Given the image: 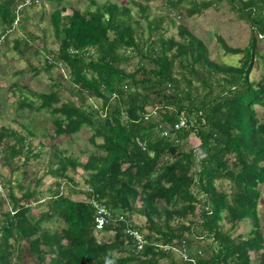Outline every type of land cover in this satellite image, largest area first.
<instances>
[{"label":"trees","instance_id":"trees-1","mask_svg":"<svg viewBox=\"0 0 264 264\" xmlns=\"http://www.w3.org/2000/svg\"><path fill=\"white\" fill-rule=\"evenodd\" d=\"M226 1L251 26L239 66L211 60L202 39L181 23L175 25L177 36L157 33L166 20L175 22L166 15L149 18L148 0L131 2L137 18L127 5L111 1L64 16V6L51 12L56 58L80 90L100 98L95 109L71 100L52 107L58 114L52 118L54 134L72 135L86 125L91 139L102 141L82 165L81 200L58 188L77 186L67 173L75 170L76 159L52 151L48 173L58 179L57 188L36 218L28 202L39 200L35 190L18 183L23 192L17 196L0 172V199L7 196L12 203L0 219V264H30L22 261L24 254L34 256V264H45L46 258L50 264H264L257 209L258 185L264 183V121L254 109L264 107V77L248 78L257 37L264 36V0ZM17 2L0 0V25L12 26ZM165 2L176 16L191 17L216 0ZM217 39L227 53L239 52ZM136 58L135 66L127 67ZM39 97L44 104L59 102L55 89ZM182 115L190 128L174 127ZM192 133L196 145L189 141ZM25 141L12 128L0 129L1 167L24 153ZM224 179L226 191L216 185ZM93 199L111 211L100 230ZM134 212L145 217L144 224L131 219ZM118 214L128 223L118 221ZM52 219L64 225L55 230L42 225ZM245 219L252 223L246 237L223 229L222 221L234 226ZM127 227L142 234L141 249ZM165 257L169 260L162 263Z\"/></svg>","mask_w":264,"mask_h":264},{"label":"rangeland","instance_id":"rangeland-1","mask_svg":"<svg viewBox=\"0 0 264 264\" xmlns=\"http://www.w3.org/2000/svg\"><path fill=\"white\" fill-rule=\"evenodd\" d=\"M105 1L127 5L131 8L134 17H138L137 8L131 3L134 0H19L16 3L17 13L12 26L9 28L6 25H0L2 34L0 36V129L5 126L25 136L23 152L28 154V157H25L24 153L16 155L11 160V165L1 167L0 172L7 190L12 188L17 196L23 192L22 188L35 190L39 200L37 202L34 199L28 200L31 205V213L35 218L47 208L45 201L51 194V190L57 188L56 181L58 179L48 173L52 151L55 149L53 151L55 153L63 152L76 159L75 170L69 168L67 173L77 183V186L74 188L67 184H61L58 188L71 199L81 200L85 198L81 194V188L85 185L83 178L86 174L82 165L89 152L98 150L96 145L102 141L101 138L92 140V130L86 125L72 135L56 136L54 134L52 118L58 114L53 115L50 112L52 107L71 100L76 104L91 105L95 109L100 104V98L91 95L88 91L80 90L71 80L69 68L56 58L58 40L54 34L50 14L55 9H61V6L65 7L64 10H61L62 16L71 14L74 9L83 11L89 8L93 10ZM23 4H26L24 9L19 8ZM148 4L149 18L166 15V18L170 17L175 22L172 24L166 20L162 24L157 33L162 34L164 38H168L170 35L177 36L175 25L181 23L202 39L207 46L211 60L234 66H239L242 63L244 59L242 49L248 44L251 26L247 21L239 18L226 0H216L210 8L191 17L176 16V11L171 9L165 0H148ZM141 22L144 25V21L141 20ZM31 35L35 38H32ZM217 36L222 37L228 46L239 48V52L227 53L217 42ZM16 43H18V50L15 48ZM256 47V54L253 55L252 68L248 75L249 80L253 81H259L261 77H264V36L257 37ZM136 61L137 58L133 59L127 67H134ZM49 63L52 67L47 69L45 66ZM218 76L222 77V75ZM54 82L58 85L55 86ZM52 89L57 90L59 102L44 104L45 102H42L39 97L40 94L47 93ZM254 109L257 117L264 121V107L254 105ZM29 133H34V136L31 138ZM190 137V143L196 145L199 142L194 133ZM28 147L32 154L26 152L29 151ZM232 159L229 157V163ZM55 164V161L51 162V165ZM12 168L13 170H11ZM59 181H63V178H59ZM216 185L223 191L230 189L229 182L225 179L217 181ZM79 189L80 193H76L75 191ZM258 189L260 190L257 206L259 227L264 242V183H260ZM7 190L5 189L6 192ZM11 204L7 196H2L0 219ZM131 219L138 225L145 223V217L138 212H134ZM222 222L223 229L229 231L234 237H246L252 227L249 219L234 226ZM42 225L55 230L57 227L63 226L64 223L52 219L44 221ZM250 255L253 257L252 251H250ZM173 257L176 261L179 260L177 253H173ZM168 260L169 257H165L161 262L165 263ZM22 261L34 264L35 257L24 254ZM45 264H50L48 258H46Z\"/></svg>","mask_w":264,"mask_h":264},{"label":"built area","instance_id":"built-area-1","mask_svg":"<svg viewBox=\"0 0 264 264\" xmlns=\"http://www.w3.org/2000/svg\"><path fill=\"white\" fill-rule=\"evenodd\" d=\"M191 123L187 122V118L186 116L182 115L180 120L175 124V128H190L191 127ZM1 157H2V150L0 148V168H1ZM0 191L2 192V180L0 177ZM93 205L95 206V208L97 209L96 215H95V227L97 230L102 229L111 219V211L104 205L101 204L100 202H98L97 200L93 199L92 200ZM117 220L118 221H125L126 223H128V220L126 219L125 216H123L122 214H118L117 216ZM125 231L128 234H132L135 239L137 240L136 245L138 249H141L143 246V243L145 242V240L143 239L142 234H140L137 230L132 229L131 227H127L125 229Z\"/></svg>","mask_w":264,"mask_h":264},{"label":"crops","instance_id":"crops-1","mask_svg":"<svg viewBox=\"0 0 264 264\" xmlns=\"http://www.w3.org/2000/svg\"><path fill=\"white\" fill-rule=\"evenodd\" d=\"M2 127H5V126H2Z\"/></svg>","mask_w":264,"mask_h":264}]
</instances>
